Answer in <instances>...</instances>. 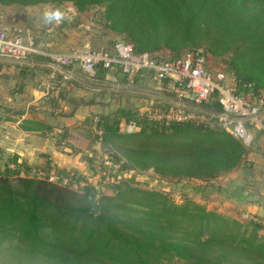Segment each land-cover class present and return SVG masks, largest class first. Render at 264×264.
Instances as JSON below:
<instances>
[{
	"label": "trees",
	"instance_id": "trees-1",
	"mask_svg": "<svg viewBox=\"0 0 264 264\" xmlns=\"http://www.w3.org/2000/svg\"><path fill=\"white\" fill-rule=\"evenodd\" d=\"M62 2L78 11L102 6L109 29L123 36L112 48L121 40L159 61L200 50L207 67L211 54L231 50V73L208 68L210 72L232 75L241 93L247 86L253 94L264 93V0H0L19 6ZM206 33L212 41L204 50L198 38ZM34 40L45 45L41 38ZM162 47L170 50V58L151 55ZM183 48L187 50L181 53ZM96 70L109 87L106 70ZM63 76L70 83L72 78ZM115 76V88L149 77L141 72L127 84L118 71ZM174 110L191 111L204 120L165 124L148 118L151 112ZM220 112L215 94L198 104L152 94L144 110L115 106L100 112L96 121L84 122L97 132L92 142L111 164H100L104 172L98 180L111 189L109 194L76 172L54 175L41 168L45 174H30L26 167L24 174L22 163L12 156L3 159L0 151V264H242V259L264 264L261 219L190 199L177 203L169 193L139 187L124 177L151 170L169 183L209 182L238 170L249 162L247 149L222 127L216 116ZM128 123L135 130L121 128Z\"/></svg>",
	"mask_w": 264,
	"mask_h": 264
},
{
	"label": "rangeland",
	"instance_id": "rangeland-1",
	"mask_svg": "<svg viewBox=\"0 0 264 264\" xmlns=\"http://www.w3.org/2000/svg\"><path fill=\"white\" fill-rule=\"evenodd\" d=\"M56 8L64 11L67 19L63 20L59 26L54 27L49 36L44 35L46 24L42 19L43 14ZM0 23L7 28H13V30L18 28L24 36L29 34L39 42H41L40 38L42 43L44 40L49 42V48L54 51H66L71 48L85 51L92 47L113 52L114 48H112L111 43L114 40L123 38L122 35L109 29L108 22L103 16L102 6H92L83 11H78L70 2L60 4L40 3L32 6L0 4ZM201 36L198 38L200 44L198 47L206 50L210 46L209 42L212 41V36L210 33ZM186 50L187 48L181 49V53ZM151 55L159 59H168L172 54L168 48L162 47L151 51ZM211 55L212 61L208 62V68L211 71L220 69L231 73L229 68V60L232 56L231 50L219 55ZM15 64L21 69L29 68L19 63H14L11 66L15 67ZM11 66L2 64L0 70L4 69L6 71ZM88 72H90L88 69L75 66L73 70L74 78L70 79V83H66V90L62 95V128L60 127L58 132L52 131L67 137L61 140L57 136L58 140L61 141V151L58 156L49 161L47 158H34V162L35 165H45L46 162L52 163L56 159L57 163L52 164L56 168L53 170L54 175H60L63 172H76L79 176L82 175L89 180H93L104 194H109L111 189L106 184L98 181L99 175L104 172L100 164L106 165V163L100 145L97 142H92L93 135L97 132L94 128L87 129L83 123L96 121L101 108L106 106V103L110 100H112L111 105L113 108H115L114 105H122L126 108L139 107L143 109L147 101L151 99V93H154L155 89L149 77L143 78L141 81L139 79L137 84L130 87L115 88L116 86L113 87L111 83L109 85L112 87L104 85L105 82L100 79L97 70L92 72L91 77H88ZM72 76L70 77L72 78ZM4 79L7 78L3 76ZM105 81L108 82L106 79ZM8 91L5 84L0 83V106L3 107L0 108V114H5L4 117L14 118L16 111L21 110V108L25 109L29 103L19 104V107L7 109L4 104H7ZM171 92L172 89L167 87L157 93V97L182 102L183 99L179 98L176 92L173 91L174 93L170 95ZM48 104L50 105L51 102ZM49 105L47 110L49 112L55 111V108H51L53 106ZM30 107L31 105H28V111H30ZM57 109L59 112V105ZM77 112L80 113V116L88 115L82 120H77L73 117ZM7 143L6 140L0 142V145L3 148L5 147L6 150ZM2 158L4 159L5 156ZM28 159L32 160L31 158ZM261 162L264 164V154L259 152L257 162H242V166L238 170L209 182L191 180L169 183L155 176L151 170L137 171V173L126 172L124 177L130 178L129 180L139 187L169 193L177 203L182 202L184 199H190L222 212L240 214L241 210L246 209L248 213L252 212V214L258 215L257 206L264 205V171L261 169L263 165ZM113 168L116 169L117 166ZM21 169L24 174L27 173V168L24 165ZM41 171L45 174L44 170ZM105 176L109 179L108 175ZM244 212L246 211L244 210ZM246 262L244 259L241 260L242 264H248Z\"/></svg>",
	"mask_w": 264,
	"mask_h": 264
},
{
	"label": "built area",
	"instance_id": "built-area-1",
	"mask_svg": "<svg viewBox=\"0 0 264 264\" xmlns=\"http://www.w3.org/2000/svg\"><path fill=\"white\" fill-rule=\"evenodd\" d=\"M62 12L65 15L64 20L67 19L66 13ZM61 23L46 24L44 33L49 36L54 27ZM29 56L42 58L50 68L62 71L67 76H72L75 66L90 72L101 67L106 70L105 79L116 87L119 84L115 76L117 71L127 84H131L139 73L147 72L154 85V94L157 95L167 87L175 88L179 98L193 104L201 103L215 94L221 107V112L216 113V116L234 140L249 146L252 137L258 136L264 142V93L253 94L249 86L246 93L239 92L232 75L210 72L200 50L187 51L179 58L160 61L151 58L147 53L137 52L132 44L121 40L116 42L113 52L101 48L54 51L38 45L29 34L24 36L20 29L13 30L0 23V57L22 61ZM164 80L168 81L166 86L163 84ZM148 118L165 124L204 120L202 115L180 110L151 112L148 113ZM121 128L128 132L135 130L133 123L122 124ZM252 154V150L248 151L245 159L252 161ZM105 163L111 166L109 162ZM242 217L257 219L246 213Z\"/></svg>",
	"mask_w": 264,
	"mask_h": 264
},
{
	"label": "crops",
	"instance_id": "crops-1",
	"mask_svg": "<svg viewBox=\"0 0 264 264\" xmlns=\"http://www.w3.org/2000/svg\"><path fill=\"white\" fill-rule=\"evenodd\" d=\"M44 35L46 34L44 33ZM43 43H45V47L53 50L49 48V42L44 40ZM14 63H19L29 68L21 69L17 64H15V67L11 66ZM2 64L11 66V68L6 71L4 69L2 71L0 70V83L5 84L9 90L8 97L6 98L7 104L4 105L7 109H10L19 107V104L29 103L28 105H31V107L29 109L30 111L27 109L28 105L25 109L21 108V110H17L14 118L10 116L4 117L5 114H0V142L6 140L8 142L6 150L5 147L3 148L0 145V151L5 157L12 156L17 162L29 168L31 174L33 170H37L39 174H43L42 171H40L43 170L41 169L42 167H45L46 170L53 173V170L56 168L52 164L57 163L56 159L53 160L52 163L46 162L45 165H35L34 158H47L49 161L58 156V153L61 151V141L58 140L57 136L62 140V135H58L56 132H58V129L62 125V95L67 85L66 80L63 79V75L65 74L62 71L53 70L42 58L36 56H29L26 60L22 61L0 57V65ZM91 75L92 72H88V77H91ZM3 76L7 79L3 80ZM73 78L74 75L72 76V79ZM49 102H51L50 105L53 106L51 108H55V111L49 112L47 110ZM111 104L112 103L108 106H104L100 111L108 112L112 110L113 106ZM58 105L60 107L59 112L57 109ZM0 108L3 107L0 106ZM140 109L144 110L145 107ZM87 115L88 114L80 116V113L77 112L73 117L77 120H82L84 117H87ZM53 130L56 132H52ZM252 138V142L249 146L241 143L242 146L247 149V153L250 150L253 151L251 163L254 161L257 162L259 152L260 154H264V142L262 138L258 136H253ZM28 158L32 160L30 161ZM261 163L263 164V162ZM261 169L264 171V164ZM257 208L258 215L260 216L252 214V212L248 213L246 209L240 212L241 214H252L256 218L261 219L264 224V205H259ZM244 210L246 212H244Z\"/></svg>",
	"mask_w": 264,
	"mask_h": 264
},
{
	"label": "clouds",
	"instance_id": "clouds-1",
	"mask_svg": "<svg viewBox=\"0 0 264 264\" xmlns=\"http://www.w3.org/2000/svg\"><path fill=\"white\" fill-rule=\"evenodd\" d=\"M64 18L65 15L59 8L45 12L42 17L43 22L45 24H51V23L59 24L64 20Z\"/></svg>",
	"mask_w": 264,
	"mask_h": 264
}]
</instances>
